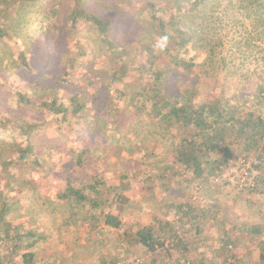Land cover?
<instances>
[{
  "label": "trees",
  "instance_id": "16d2710c",
  "mask_svg": "<svg viewBox=\"0 0 264 264\" xmlns=\"http://www.w3.org/2000/svg\"><path fill=\"white\" fill-rule=\"evenodd\" d=\"M87 1L89 0H75L74 8H70L69 29L77 39L74 47L81 51L88 46L94 56L100 52L106 53L104 59L98 55L105 64L94 72V76L100 82L117 84L114 95L107 93L106 84L99 86L90 98V101L93 99L96 112L106 109L105 115L96 114L95 122L90 126L93 135L91 142L97 140L96 143L104 144L101 129L114 125L120 137L125 138V135L131 134V137L126 138L129 145L139 146L145 152L149 159L143 162L156 167L160 180L169 181V178H173V181L184 183L181 175L188 173L191 178L185 179L187 187L196 178L205 180V184L207 180L215 183L214 176L221 178L225 175L227 178L228 160L232 159L235 163L239 157L246 158L247 153L253 149H258L257 157L260 162L264 161V110L258 108L264 103L263 74H257L259 88L251 96L245 94L238 97L235 93L222 97L226 94L223 84L220 86L221 94H210L200 102L195 100V86L202 75L215 77L219 71L234 70L237 67V56L228 53L216 55L217 49L224 45L220 31L216 32L221 27L223 18L228 20L231 27L240 23L245 29L246 35L240 38L239 44L251 46L253 34L256 39L264 41V0H93L96 5H100L98 11L89 9ZM34 2L0 0V38L19 35L20 28H25L30 18L27 7L33 6ZM42 2H46L48 7L38 3V12L45 7L52 16L59 18L63 12L68 11L57 8L54 10L60 0ZM126 3H137L144 12L135 18L127 17L128 12L121 8ZM12 5L15 7L10 8ZM103 7L104 10L100 11ZM77 18L87 23L80 33H77L75 26ZM242 18L251 21L250 29L245 27ZM122 19L123 22L118 25L117 22ZM37 29H40L43 36V46H32L29 56L21 50L15 54L0 43V66L3 69H14L27 83L24 90L17 88L14 91L10 96L11 101L5 103V109L0 111V160L8 157L7 160L0 161L2 164L23 159L28 153L39 164L36 149L42 146L45 150L52 151L53 141L43 140L42 136L45 135L36 130L38 124L17 116L22 113V108L28 109L34 105L42 113L39 116L51 113L59 121L67 119L66 112L69 110L79 118L85 107L83 96L86 92L79 90L76 93V85L71 86L73 94L66 97L55 93L58 88L57 74L62 70L69 73L66 65H60L58 61V54L68 53L70 47L64 18H60L58 24H39ZM95 32L102 34V37H98ZM30 36L32 37L31 34ZM50 38L52 43L55 42L53 48L58 51L55 58L50 52ZM94 39L100 42L97 43ZM139 50L145 52V62L139 58ZM260 50L264 53L263 48ZM190 51H193L192 54ZM200 51L203 52V57L199 56ZM239 53L244 56V51ZM261 57L264 58V54ZM54 60L56 63L52 62ZM76 61V55L69 57L67 66L72 67L70 70L76 67ZM131 72H135V78L129 81ZM249 98L252 102L247 106ZM112 101L118 104H113ZM5 134H8L9 139L3 137ZM18 135L25 136L18 139ZM152 137L156 139V144L149 147L148 141ZM235 144L238 145L237 148L234 147ZM160 147L161 150L158 151ZM171 155L172 158H169ZM76 157L75 164H79L81 154ZM158 163L161 165L157 166ZM145 173L141 176L151 180L155 177ZM81 175L88 177L89 173L83 171ZM125 177V174H121L122 179ZM260 177L256 181L261 185L264 184V177ZM98 178L99 172L89 182L73 184L68 177L66 186L58 195L61 204L48 199L47 205L51 210L57 209L61 213L69 211L76 220L88 221L94 226L99 216L93 211L106 202L107 191L97 187ZM16 192L22 193V188H16ZM10 201L4 198L0 203V242L8 245L10 253L20 252L23 264H36L35 252L28 249L35 240L22 242L20 225L13 226L12 217L5 218L7 213L18 210V206L10 205ZM14 203H18V200ZM176 210H181V205ZM189 213L190 208L183 210L181 219ZM103 216L105 223L120 226L119 220L112 214ZM66 219L68 218L63 223L67 225L70 221L67 222ZM76 220L72 219L71 224H76ZM164 226L170 230L176 229L170 222L165 221L160 229L163 230ZM151 232L153 229H141L137 232V238L153 249L158 235ZM259 250L264 259L262 236ZM176 264L184 262L181 263L178 259Z\"/></svg>",
  "mask_w": 264,
  "mask_h": 264
},
{
  "label": "rangeland",
  "instance_id": "374dc122",
  "mask_svg": "<svg viewBox=\"0 0 264 264\" xmlns=\"http://www.w3.org/2000/svg\"><path fill=\"white\" fill-rule=\"evenodd\" d=\"M34 1L33 6L27 7L28 17L30 16L27 26L20 28L19 35L0 38V43L15 54L21 50L29 56L32 46L37 48L43 46V36L37 26L39 24L46 26L50 22L58 24L60 18H64V24L68 30L66 38L70 47L68 46V53L58 54L60 58L58 61L60 65H66L69 73L62 70L57 74L58 88L55 93L66 97L73 94L71 86L75 85L76 93L79 90L86 92L83 96L86 101L85 107L79 118H76L69 110L66 112V120L56 121L51 113L39 116L42 113L34 105L28 109L22 108V113H18V110L17 116L38 124L36 130L46 136H42L43 140L53 141L52 151H47L42 146L36 149L39 164L29 153L23 159H14L13 163H0V203L7 198L11 200L10 205L18 206L17 211L7 213L5 218L12 217V225H20L19 233L22 234V242L35 240V243L28 247L35 252V263L176 264L179 259L184 264H251L253 258L258 256L259 240L264 232V184L257 183L251 191L241 190L236 188L232 175H227V178L223 175L221 178L218 177L215 183H209L207 180L205 184V180L192 179L191 186L187 187L185 179L191 178L188 173L181 175L184 183L173 181V178L162 181L157 177L156 167L143 162L149 159L145 152L140 150L139 146L129 145L127 137H131V134L125 135V138L120 137L114 125L101 129L102 138L105 139L104 144L96 143L97 140L91 142L93 135L90 132V126L95 122L96 114L103 116L106 112L104 108L96 112L93 99L90 101L99 86L107 84L100 82L94 76V72L105 64L98 55L104 59L106 53L100 52L94 56L88 46L81 51L74 47L77 39L70 31L69 23L70 8H74L75 0H60V4L55 5L54 10L56 8L61 11L68 10L59 18L52 16L45 7L37 11V4L48 7L47 1ZM87 4L92 11L95 9L98 11L100 6L93 0L87 1ZM13 7L15 6L12 5L10 8ZM121 8L126 10L127 17L131 18L138 17L144 12L137 3L122 4ZM102 10L104 7L100 11ZM76 20L77 33L83 32L87 23L79 18ZM242 20L245 27L250 29L251 21L243 18ZM122 22L123 19L117 23L121 25ZM220 25L216 32L220 31L224 45L217 49L216 55L228 53L237 56V67L234 70L219 71L215 77L202 75L195 86L196 102L204 100L210 94H221L220 86L223 84L226 94L222 97L235 93L238 97L245 94L251 96L259 88L257 74L264 75V58L261 57L264 53L260 50L264 49V41L256 39L253 34V44L246 47L242 43L239 44L240 38L246 35L240 23L231 27L228 20L223 18ZM57 33L60 31L57 30ZM95 34L102 37V34L96 32ZM9 35L11 36V32ZM52 41L50 38L48 42H51L50 52L55 58L58 51L53 48L55 42L52 43ZM86 44L89 45L88 42ZM240 51H244L243 57ZM192 52L190 51L191 54ZM74 55L77 58L76 67L70 70L72 67L67 66V62L69 57ZM138 56L142 62H145L144 51L139 50ZM199 56L203 57L202 51L199 52ZM52 62L54 63L55 60ZM129 75V81H132L135 78V72ZM107 85V93L114 95L117 84L108 83ZM26 86L27 83L14 69H3L0 66V111L5 109L4 104L9 103L10 96L17 88L24 90ZM247 102L248 106L252 100ZM112 103L118 104L116 101ZM258 108L264 110V103ZM21 118L18 119L20 123ZM22 136L18 135L17 138L22 139ZM3 137L9 139L8 134ZM153 137L148 141L149 147L156 144V139ZM37 140L40 141L39 138ZM117 144L119 146H116ZM237 146V144L234 145L235 148ZM160 150L161 147L158 148V151ZM258 152V149H253L247 153V157L262 178L264 177V161L260 162L257 157ZM77 154H81L79 164H75ZM169 158H172V155ZM7 159L6 156L0 161ZM160 165L158 163L157 166ZM107 166L110 168L107 169ZM83 171H87L89 176L83 177L81 175ZM97 172H99L97 187L107 191L106 202L93 211L99 216L94 226H91L88 221L76 220L69 211L61 213L57 209L51 210L47 205L48 199L56 200L57 204H61L58 195L66 186L68 177L73 184H78L81 181H91ZM143 172L155 177H152V180L147 179L141 176ZM121 174H125L126 177L122 179ZM18 187L22 188V193L16 192ZM194 194H197L196 198H193ZM16 200L18 203H14ZM179 205L181 210L177 211L176 207ZM188 208L191 213L181 219V213ZM105 214L115 216L120 226L114 227L105 223L103 216ZM65 218H68L67 222L70 221L67 225L63 223ZM72 219L76 220V224H71ZM165 221L173 223L176 229L170 230L164 226L161 230L160 226ZM141 229L145 231L153 229V232L158 235L153 249L148 248L137 238V232ZM27 231L33 233L28 234ZM7 246L4 242L0 244V264L12 262L23 264L20 252L12 254Z\"/></svg>",
  "mask_w": 264,
  "mask_h": 264
},
{
  "label": "built area",
  "instance_id": "2783aa9c",
  "mask_svg": "<svg viewBox=\"0 0 264 264\" xmlns=\"http://www.w3.org/2000/svg\"><path fill=\"white\" fill-rule=\"evenodd\" d=\"M232 159L228 160V168L227 174L232 175L235 180L234 184L238 189L250 190L256 187L257 178L259 177L260 172L258 170H254L252 167V162L246 158L239 157L237 162L233 163ZM214 181H218V177L214 176ZM233 180V181H234ZM197 195L194 194L193 198H196ZM262 237H264V232L262 233Z\"/></svg>",
  "mask_w": 264,
  "mask_h": 264
},
{
  "label": "crops",
  "instance_id": "0c3cea01",
  "mask_svg": "<svg viewBox=\"0 0 264 264\" xmlns=\"http://www.w3.org/2000/svg\"><path fill=\"white\" fill-rule=\"evenodd\" d=\"M257 247H258V244H257ZM243 248H245V246L243 245ZM258 249H259V247H258ZM245 250H246V248H245ZM261 251L260 250H258V256L256 255L253 259V262L251 263V264H253L254 262H255V264H264V259L263 258H261Z\"/></svg>",
  "mask_w": 264,
  "mask_h": 264
}]
</instances>
